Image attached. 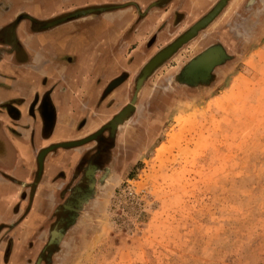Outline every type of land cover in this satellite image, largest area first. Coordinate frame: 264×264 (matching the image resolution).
<instances>
[{
  "label": "rangeland",
  "instance_id": "374dc122",
  "mask_svg": "<svg viewBox=\"0 0 264 264\" xmlns=\"http://www.w3.org/2000/svg\"><path fill=\"white\" fill-rule=\"evenodd\" d=\"M220 10L144 77V65L193 17L128 44L102 121L133 110L116 127L105 183L53 247L49 209L44 231L13 249L12 264L39 255L40 264H264V0ZM210 46L224 56L207 79L181 82L182 66ZM10 252L7 245L5 261Z\"/></svg>",
  "mask_w": 264,
  "mask_h": 264
},
{
  "label": "crops",
  "instance_id": "0c3cea01",
  "mask_svg": "<svg viewBox=\"0 0 264 264\" xmlns=\"http://www.w3.org/2000/svg\"><path fill=\"white\" fill-rule=\"evenodd\" d=\"M116 1L0 0V264L18 261L13 249H23L30 232L44 231L51 208L47 198L53 200L55 177L68 153H46L40 177L33 182L38 151L102 122L105 110L94 109L95 82L106 84L121 71L119 56L126 54L128 44L146 40L159 24L168 23L170 9L137 20L131 8H119L91 22L69 21L41 31L27 18L16 17L27 15L37 23L85 4ZM209 1L185 0L181 13L195 20ZM44 92L47 101L39 103ZM82 119L87 125L77 131ZM7 245L11 252L5 261Z\"/></svg>",
  "mask_w": 264,
  "mask_h": 264
},
{
  "label": "flooded vegetation",
  "instance_id": "af4514ba",
  "mask_svg": "<svg viewBox=\"0 0 264 264\" xmlns=\"http://www.w3.org/2000/svg\"><path fill=\"white\" fill-rule=\"evenodd\" d=\"M184 1L185 0H120L108 4L90 3L82 5L80 7H75L67 13H64V15L61 14L60 16H66L70 13L83 12L81 14H78L71 20L64 21L60 24H64L69 21H78L80 23L84 21L91 22L92 20L100 18L105 13L116 11V9L118 10L119 8H131L137 20L145 18L152 11L166 12L170 9L167 16L168 24L172 26H177L178 24L186 21L185 12L182 11L181 13L180 10V8L183 7ZM218 1L219 0H213V3L210 5V8L213 7ZM232 1L233 0H226L224 4L229 5L230 3H232ZM209 9L207 11H209ZM205 13L202 16H204ZM25 16L27 15H17L16 21L25 19ZM56 18L59 17H54L48 19L47 21H41L37 23H35V20L31 17H29V19L27 18L26 20H28V24L35 30L41 31L60 25L57 24L51 27L43 26L45 23ZM216 18L217 16L213 18L210 24L214 23V21H216ZM197 20H199V18L196 19V21ZM196 21L194 20L193 23H195ZM163 28L164 27H162V29ZM210 48H216L217 52H219V55L216 56L215 54V56H211L210 58H208L209 60L207 63H204L206 60L201 62L202 64L200 63V65H202V68L194 69L196 64L198 63L194 64L192 68L189 67L192 60H194L196 57H198L200 54ZM223 56L224 52L217 46H210L204 49V51H199L198 53H196V55H194L192 59L188 61V63H186V65H183L184 67L182 66V69H180L179 72V80L187 84L205 81L210 75L213 67L223 59ZM113 79H111L110 81H112ZM109 82L106 84H100L98 81L95 82L94 89L97 90L95 91V110L99 106H102L104 110L109 107V105L105 106V100L109 98L111 92L107 90ZM105 91H108V94H106V96ZM47 97V93H41L39 103H45V101H47ZM37 98V95H35L33 97V100L36 101ZM118 112H116L109 120H103L93 129H89L83 132L81 135L74 137V139H67L54 143L55 145H58L70 142H83L82 144L77 145L75 147L67 148L52 145L55 147H52L53 149L50 151L61 150L68 153V155L65 156L66 164L64 165L62 170H60L56 174L55 180L58 181V184L54 193L52 194V196H54L53 200L48 198L50 200V202H48V206H51L50 210L52 211V215H54V218L56 219L51 229H49L46 241V244L48 240L52 242L50 245L47 244L49 247H53L59 241L62 231L65 229V227L74 223L78 216V212L82 208L83 204L86 203L90 198L94 197L96 191L98 190V187L102 186L105 183V180L108 177V173L105 174L107 169L105 168V163H109L111 160L108 154H110L112 148L115 147V135L117 131L116 128L114 130H111V128L108 126V122L115 115H117ZM97 114L98 113H96L95 111L92 113V116L94 117L93 119H96ZM86 125V120L82 119L78 122L76 130L81 131ZM83 140L87 141L84 142ZM42 150L44 149L42 148ZM40 174L38 175V177L35 175L33 182H35L40 177ZM32 188L33 186L30 185V192ZM54 200H57L58 203H55ZM48 210L49 208L47 209V211ZM44 221L45 222L43 228L45 229L46 216ZM45 251L46 248L42 250L43 253H45ZM42 261L43 257L39 255L35 258L33 264H35L36 262L37 264H40Z\"/></svg>",
  "mask_w": 264,
  "mask_h": 264
},
{
  "label": "water",
  "instance_id": "95a60500",
  "mask_svg": "<svg viewBox=\"0 0 264 264\" xmlns=\"http://www.w3.org/2000/svg\"><path fill=\"white\" fill-rule=\"evenodd\" d=\"M226 0H219L211 9L210 11H208L203 17H201L199 20H197L191 27H189L180 37H178L176 40H174L171 44H169L167 47L163 48L162 50H160L159 52H157L153 57H151L149 59V61L144 65V67L142 68V72H141V77H144L145 75H147L156 65H158L161 61H163V59L167 58L177 47H179L182 43H184L185 41L191 39L199 30L203 29L207 24H209L213 18L219 13L220 9L223 7L224 2ZM83 12H78V13H70L67 14L66 16H62L56 19H53L47 23H45L43 26L44 27H51V26H55L57 24H60L64 21L67 20H71L72 18H74L75 16H77L78 14H81ZM25 18H28V16H25ZM219 52H217L216 48H210L208 50H206L205 52H203L202 54H200L198 57H196L194 60L191 61V64L189 67H192V65L196 64V63H201L204 60H206L208 57H211V55L218 54ZM161 55V56H160ZM160 56V57H159ZM159 57V58H158ZM141 77L138 79L139 81H141ZM120 81V78H115L112 81L109 82L108 84V89H111L115 84H117ZM127 105L122 109L123 111L125 109H127ZM133 108L131 107L130 110H128L129 112L132 111ZM128 111L126 114H128ZM122 114V112H118L117 115H115L109 122H108V126L109 124H111V122H114L116 119L118 120V116H120ZM87 141V140H85ZM84 141V142H85ZM83 142L80 143H74V142H70V143H63V144H58L56 146L62 147V148H67V147H75L77 145L82 144ZM54 148V147H53ZM52 148V149H53ZM50 149V148H49ZM50 149V150H52ZM50 150H47V152H49ZM43 150L41 149L36 157V176L38 177V175L41 172V165H42V160L43 157L46 153L41 154ZM51 233V232H50ZM52 242H50V240H48L47 244L50 245ZM37 264V262L35 263Z\"/></svg>",
  "mask_w": 264,
  "mask_h": 264
},
{
  "label": "bare ground",
  "instance_id": "6f19581e",
  "mask_svg": "<svg viewBox=\"0 0 264 264\" xmlns=\"http://www.w3.org/2000/svg\"><path fill=\"white\" fill-rule=\"evenodd\" d=\"M160 56H161V55H160ZM160 56H159V57H160ZM210 56L213 57V55H211V54H210ZM214 56H215V54H214ZM159 57H158V58H159ZM208 58H210V57H208ZM208 58L206 59V61L204 60V61H205L204 63H207V62H208V60H209ZM204 63H203V64H204ZM201 64H202V63H201ZM192 67H193V65H192ZM192 67H191V68H192ZM200 67H201V66H200ZM127 107H128V108L125 109L124 111H123V110L120 111V112H122V114H121L120 116H118V117H119L118 120L116 119L114 122H111V124H109V127H110L111 129H112V128H113V129L116 128L118 124H121L122 121H123L124 119H126V116H127L126 113H127L128 109H130V108L132 107V105H131V104H128ZM83 141H84V140H83ZM74 143H80V142H74ZM55 146H56V145H55ZM55 146H51V147H49V148L52 149V147H55ZM49 148L44 149V150L41 152V154L46 153L47 150H50Z\"/></svg>",
  "mask_w": 264,
  "mask_h": 264
}]
</instances>
